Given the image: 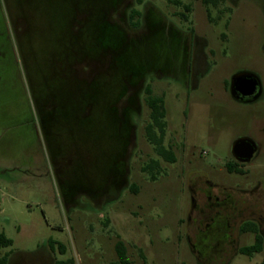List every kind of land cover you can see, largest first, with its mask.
I'll return each instance as SVG.
<instances>
[{
    "label": "rangeland",
    "instance_id": "obj_1",
    "mask_svg": "<svg viewBox=\"0 0 264 264\" xmlns=\"http://www.w3.org/2000/svg\"><path fill=\"white\" fill-rule=\"evenodd\" d=\"M263 38L251 0L229 12L201 0H0V232L12 241L0 253L13 264H115L121 240L128 264H199L183 234L191 172L264 185L263 149L246 163L231 154L237 137L257 138L260 102L227 91L238 71L264 80ZM146 85L163 96L173 162L145 138ZM150 159L154 180L142 170ZM226 264H264V243Z\"/></svg>",
    "mask_w": 264,
    "mask_h": 264
},
{
    "label": "flooded vegetation",
    "instance_id": "obj_2",
    "mask_svg": "<svg viewBox=\"0 0 264 264\" xmlns=\"http://www.w3.org/2000/svg\"><path fill=\"white\" fill-rule=\"evenodd\" d=\"M238 1L220 0L219 3L224 2L229 12L231 6ZM251 1L264 11V0ZM186 36L194 48L199 47L202 51L200 40L193 29ZM238 72H243V75L241 78H234L232 82V76ZM238 72L231 75L227 83L229 96L234 102L248 107L260 102L256 112L264 115V80L252 71ZM231 87L234 88V93L231 92ZM257 131V138L248 134L239 136L248 137L255 143L256 151L253 156L259 150H264V119L258 123ZM227 169L229 172L237 171L232 165H228ZM188 187L192 204L183 234L199 264H226L238 252L243 253V247L252 246L258 237L264 243V185L261 182L250 188H237L217 183L204 170L196 169L191 172ZM243 235H251L252 243L241 245ZM8 264H13V256L9 258Z\"/></svg>",
    "mask_w": 264,
    "mask_h": 264
},
{
    "label": "trees",
    "instance_id": "obj_3",
    "mask_svg": "<svg viewBox=\"0 0 264 264\" xmlns=\"http://www.w3.org/2000/svg\"><path fill=\"white\" fill-rule=\"evenodd\" d=\"M142 0H137V3L140 4ZM220 0H201V2L206 6H216ZM191 12L190 4L183 5V10L178 12L177 15L179 19L187 22L189 13ZM140 13L138 10L131 9L129 17L135 18L132 20L135 23L138 22ZM189 30H192L190 27ZM144 101L148 108V121L144 125V135L145 138L150 142L155 152L165 161L173 162L175 159L174 152L170 146L164 145V135L166 128L165 121V106L163 96L154 95L149 85L144 86ZM142 170L148 173L149 178L154 180L157 173L159 172V163L156 159H150L148 163L142 166ZM12 241L5 236L3 232H0V249L11 245ZM262 248L261 238L258 237L255 243L252 246L243 247L241 251L247 255L252 254V252H259ZM62 251V249H61ZM115 251L118 256V261L115 264H128L126 258V249L124 243L121 240L116 241ZM10 258V253L5 252L0 254V264H8ZM72 263L71 259L66 260H56L55 264H69Z\"/></svg>",
    "mask_w": 264,
    "mask_h": 264
},
{
    "label": "water",
    "instance_id": "obj_4",
    "mask_svg": "<svg viewBox=\"0 0 264 264\" xmlns=\"http://www.w3.org/2000/svg\"><path fill=\"white\" fill-rule=\"evenodd\" d=\"M250 75V73H247ZM243 72H238L232 76V82L234 78H241ZM232 84V83H231ZM231 92L234 93V88H230ZM256 151L255 143L248 137H238L231 145V154L238 162H248L252 158Z\"/></svg>",
    "mask_w": 264,
    "mask_h": 264
},
{
    "label": "crops",
    "instance_id": "obj_5",
    "mask_svg": "<svg viewBox=\"0 0 264 264\" xmlns=\"http://www.w3.org/2000/svg\"><path fill=\"white\" fill-rule=\"evenodd\" d=\"M5 252H8V251H3V253H5ZM3 253H2V254H3ZM0 254H1V253H0ZM10 257H11V256H10Z\"/></svg>",
    "mask_w": 264,
    "mask_h": 264
},
{
    "label": "clouds",
    "instance_id": "obj_6",
    "mask_svg": "<svg viewBox=\"0 0 264 264\" xmlns=\"http://www.w3.org/2000/svg\"><path fill=\"white\" fill-rule=\"evenodd\" d=\"M165 232L167 233V230H165Z\"/></svg>",
    "mask_w": 264,
    "mask_h": 264
}]
</instances>
